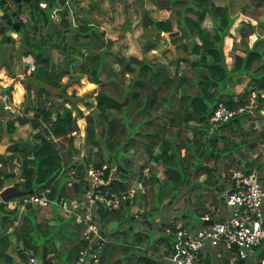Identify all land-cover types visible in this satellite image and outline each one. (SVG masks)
<instances>
[{
	"label": "trees",
	"instance_id": "obj_1",
	"mask_svg": "<svg viewBox=\"0 0 264 264\" xmlns=\"http://www.w3.org/2000/svg\"><path fill=\"white\" fill-rule=\"evenodd\" d=\"M150 1L162 12L177 14L180 31L172 42L183 55L175 57L173 71L157 58L115 54L116 69L105 56L111 54L109 41L105 43L82 18L77 17L72 26L70 15L62 9L59 21L50 20L48 10L54 0H48L46 10L37 0L35 6L29 5L33 20L41 19L43 34L32 28L20 34L34 58L29 78L35 84L33 89L26 87L20 114L5 120V131L11 135L18 125L27 124L30 133L26 138H10L8 153H0V190L8 185L30 192L49 187L51 197L57 193L77 198L87 186L85 167L107 162L116 167L119 189L126 179L140 178L147 192L155 195L148 208L141 202L147 192L110 212L98 208L104 240L98 247L92 243L88 264L94 258L97 264H161L170 250V236L162 231L166 226L174 229L176 219L151 222L157 209L165 214L166 206L183 197L184 224L200 225L199 216L212 215L210 205L217 208L223 202L231 168L264 173V95H259L264 94V22L255 23L245 12L247 8L264 11V0H248L234 13L213 0ZM152 23L158 33L172 30L170 17ZM150 44L145 41L142 47ZM51 48L60 51L57 62ZM181 60L186 65L179 69ZM77 62L79 72L99 85L87 113L76 104L83 97L76 95L72 101V95L61 89L63 75L77 80L72 75ZM251 91L258 93L256 101L262 103L254 112L210 122L218 102L243 105ZM78 133L84 136L81 146L74 141ZM14 160L19 165L17 174L5 167ZM68 167L76 169L72 186L65 185L60 174L61 168ZM5 179L10 183L4 185ZM140 208L147 229L138 227L134 213ZM189 215L195 220L187 222ZM0 224L4 249L0 264L26 260L24 251L36 256L39 264H75L78 251L86 246L84 224L59 210L38 220L37 209L29 204L14 206L6 201L0 205Z\"/></svg>",
	"mask_w": 264,
	"mask_h": 264
},
{
	"label": "built area",
	"instance_id": "obj_2",
	"mask_svg": "<svg viewBox=\"0 0 264 264\" xmlns=\"http://www.w3.org/2000/svg\"><path fill=\"white\" fill-rule=\"evenodd\" d=\"M71 22L76 24L72 11H68ZM58 6L49 11V18L59 19ZM0 81V103L3 110L14 116L21 109L12 107V91L5 89ZM257 92L251 91L248 101L243 105L228 107L218 102L209 116L212 124L224 122L230 117L243 112L252 111L257 103ZM260 96L264 94L259 93ZM83 143V142H82ZM65 185L72 186L77 180L74 167L61 168ZM262 174V173H261ZM260 173L254 170L246 172L242 167H233L229 171V180L224 193V200L214 208V213L200 215L199 219H212L211 223L188 225L177 224L174 229L166 226L162 234L170 236V250L161 264H203L202 258L210 247L216 249V255L225 251L231 259H247L253 255L254 264H264V185ZM84 180L87 186L77 198H66L63 195L51 197L50 188L30 192L7 199L14 206L29 204L32 208L50 207L59 210L64 217L72 218L76 223L84 224L82 237L86 246L78 251L75 264H88L89 250L92 243L98 247L104 240L99 230L98 208L107 212L119 208L122 204H132L136 196L147 192L148 186L140 178L125 180L124 187L119 189L115 184L118 173L114 165L104 162L98 166L89 164L84 169ZM260 176V177H259ZM1 191V190H0ZM0 197V205L4 204ZM226 208V214L220 209ZM18 218V217H17ZM177 221V220H175ZM191 223V222H190ZM95 251H98L96 248ZM26 260L16 259L13 264H39V259L24 251ZM91 264H97L94 260Z\"/></svg>",
	"mask_w": 264,
	"mask_h": 264
},
{
	"label": "rangeland",
	"instance_id": "obj_3",
	"mask_svg": "<svg viewBox=\"0 0 264 264\" xmlns=\"http://www.w3.org/2000/svg\"><path fill=\"white\" fill-rule=\"evenodd\" d=\"M93 1L95 5L92 9L91 14L93 17L92 18L93 23L96 25L95 27L94 26L93 27L97 30L99 29L103 31L104 37L107 38L108 40L109 39L111 40L112 44L110 46V50L118 54H124V55L134 54L138 56H145L147 58H157L160 61L164 62L173 71L175 62L172 60L173 56L170 51L168 50L162 51L164 42H161L162 45H160L158 49L146 51L145 53L142 51L143 48L141 49V45H143L147 35L142 33V30L138 25L137 20L140 17V13L138 12V9H136V7L132 8L131 6L133 1L136 4H139L140 2L139 0H73V2L70 1L72 10L74 11V14L76 15V18H75L76 23H77L76 19L77 17H79L76 11H80L82 7L85 9H89L88 6ZM55 2H58V0H54V4H56ZM149 4L150 3L147 1V5ZM230 5L232 6V4ZM130 6H131V9L129 10ZM46 9L47 7L45 8V10ZM94 9H98V11ZM245 12L248 13L249 15H253L255 18L259 16H260V19L264 18L263 10L256 11V10L250 9ZM93 14H95L96 16H94ZM261 33L264 34V31H261ZM238 37L239 35L237 34V32H235V38L238 39ZM30 64L31 66L33 65V60ZM185 65H186L185 61L181 60L179 63V69H182L183 67H185ZM114 67L118 69L117 64H115ZM74 68L77 70V72L74 74L77 76H80L79 74L80 67H79L78 62L75 64ZM126 74H129V72L127 71ZM100 77L102 78L103 75H101ZM117 78L121 80L120 77H117ZM62 83H63L62 84L63 87L61 89H63L67 94L72 95V98L70 100L76 101L74 98L76 95L83 97L84 101H81V102L77 101L76 104L84 113H87L88 110H90L95 103L94 95L99 89V85L94 82L91 83L85 77L79 79V81H77L75 85L72 84V80H70V78L68 79L66 77L63 78ZM19 93H21V87L17 85L15 88V92H14V96L16 95L15 98H17ZM29 94H30V97L31 96L33 97L34 91L33 93L30 91ZM72 111H73L72 112L73 114H76V111L74 108H72ZM10 117H13V115L8 113L6 110H3L1 107V103H0V145L7 144L8 146L10 142L9 141L10 138L18 139V138H26L29 136L28 134L30 133V128L29 127L27 128V126L25 125L23 126L18 125L16 130L11 135H8L5 131V120ZM255 122L257 123L256 125L259 126V123H258L259 121L256 120ZM81 137H84V136L81 135L80 133L75 134L74 141L76 145L81 146L82 144ZM7 146L5 147V149H3L2 151L3 153L4 152L8 153V151L6 150ZM73 160H77V156L74 157ZM5 167L7 171H13L14 173L16 172L17 174L19 165L14 160V162L12 161V163L8 162ZM254 171L257 174L259 173L257 170H254ZM144 173L147 174L146 169L144 170ZM160 174L161 173L159 172V175ZM7 179L4 180L3 182L4 185L10 183V180H7ZM13 179L15 180L17 179V177L14 176ZM145 196L146 198L142 200L141 202H143V204H146L148 208L152 200H154L155 195L154 194L150 195V193L147 192ZM185 206H186V203L185 201H183V197H181L179 198V200L175 201L172 205L165 207L164 209L165 214L161 215L160 213L161 208L157 209L158 214L155 215L153 219L151 218V222L153 221L155 224H158L161 220L169 222L175 218L177 220L176 222L178 225L182 224L183 220L181 217V213H183ZM136 208L137 207H135V209ZM135 209H133V211ZM213 209H214L213 206L210 205V211H212ZM53 211L54 210H52L50 207L38 208L37 209V219L40 220V219L50 218L53 214ZM55 211L57 212V209ZM140 211H141V208L139 209V212L134 213L136 214V216H138L137 217L138 227L147 229V226L145 225V223L143 222L141 223V218H140L141 216L140 214H138L140 213ZM190 220H195V218L189 215L187 218V222ZM151 227H152V223L150 224V228ZM0 231H2L1 224H0Z\"/></svg>",
	"mask_w": 264,
	"mask_h": 264
},
{
	"label": "crops",
	"instance_id": "obj_4",
	"mask_svg": "<svg viewBox=\"0 0 264 264\" xmlns=\"http://www.w3.org/2000/svg\"><path fill=\"white\" fill-rule=\"evenodd\" d=\"M33 1H34V3H32V4L30 3V1H23L22 2V10L24 12L25 18L28 20L29 26L33 30H35V32L37 34H38L39 30H40V33L43 34V29H41V28H43L44 26L40 27L41 19L37 20L35 22L31 16L30 12H29L30 11L29 5H31L32 7L35 6V0H33ZM70 1L73 2V0H62V3H60V1L55 2L56 4L53 3L51 8H53L54 6H58L59 16H60V11L62 9H66L67 13H68V11L69 12L72 11L74 18H76V15L74 14V11L72 10V6L70 4ZM139 1H140L139 4H136L133 1L131 6H132V8L136 7V9H138V12L140 13V17L137 20L138 25L141 28L142 33L147 35L145 41H149L151 43L150 47H147V48H143L141 45V49L143 48L142 51L145 53L146 51L158 49L160 47V45H162L161 42H164L162 51H166V50L170 51L172 56H173L172 57L173 61H174L175 57H177L178 55H183V53L181 54L180 46L178 44L175 45L174 42H172V40L175 36V33L177 31H180L178 29L179 27L177 26V22H176V16H177L176 12L165 13V12L160 11L150 0H139ZM147 1L150 3L149 5H147ZM213 1L218 5L226 4L232 13H234L240 5L248 3V0H213ZM37 2H38L39 7L43 8V10L47 7L48 0H37ZM230 4H232V6ZM94 5H95V3L93 1L88 6L89 9H91V10L85 9L83 7L80 11L75 10L77 12V15H79V17L82 18L84 20V22L87 23V25L92 26V28H94L96 26L93 23V19H92L93 17L91 14ZM131 6L129 7V10L131 9ZM51 8H50V10H51ZM50 10H48V11H50ZM94 10L98 11V9H94ZM247 10H250V9L247 8L246 11ZM246 14L248 15V17L250 16V18L252 17L251 19H253L255 21V23H256V21L257 22H262V21L264 22V18L260 19V16L255 18L253 15H249L248 13H246ZM68 15H69V13H68ZM93 15L96 16L95 14H93ZM167 17L171 18L172 30L167 31V32L158 33L154 27V24L152 23V19L160 20V19H165ZM59 19H60V17H59ZM59 19H51L50 18V20L53 22H57V21H59ZM71 24H72V26H76V24H73V22H71ZM23 29L24 28H22L18 31L19 35L23 32ZM94 30L99 35V37L105 41V43L107 41H109L107 49L111 52V55L106 54L105 56H106V58H108L109 60L111 59L112 62H114L113 66H115V64H116L115 54H117L119 56H124V57H128L129 55H134V54H129V55L118 54V53L110 50V46L112 44L111 40L110 39L108 40L107 38L104 37L103 31H101L99 29L97 30L95 28H94ZM14 34L11 33L12 37ZM30 35L35 36L34 33H30ZM185 40L186 39L184 38L183 42ZM82 50H84L85 53L88 52V50H86L84 48H82ZM50 54H51L52 59L55 62H57L59 57H60V51L57 48H51ZM139 57H141V56H139ZM33 59L34 58L32 56L31 49L24 46V42H23L21 36H19V44L14 49H11L10 44H0V81L3 83V85H7L8 87H11L12 101H10V103H11L12 107L15 109H21L22 108V106H23L22 103L24 100V93H25L26 87L29 86L30 89H33V86L35 84V83H32L31 79L29 78V72L31 71V68H32L30 63L32 62ZM76 72H77L76 69L74 71H72L73 77L77 76L74 74ZM79 74H80V76H78L77 80L76 79L72 80V84L75 85V83L83 77H85L87 79L86 75L84 73H82L81 71L79 72ZM65 77L69 78L67 75H63L61 77V81ZM27 84H29V85H27ZM17 85L21 87V93H19L17 98H15L16 95L14 96V92H15V88ZM43 86L47 87L48 85H43ZM14 99H16V100H14ZM25 126L28 127L27 124ZM219 211L221 214L222 213L226 214L227 210L224 207V208L220 209ZM195 225H196L195 226L196 228L199 226L197 224H195ZM10 253L13 254V252H10ZM165 255H167V254L164 253L162 256V259L164 258ZM236 260L237 259H231L230 254L225 252V251L222 252L221 256H217L216 255V249L210 247L208 250H206V253H204L201 261L203 264H237ZM254 260L255 259L252 255L249 258L245 259L244 264H254V262H255Z\"/></svg>",
	"mask_w": 264,
	"mask_h": 264
},
{
	"label": "water",
	"instance_id": "obj_5",
	"mask_svg": "<svg viewBox=\"0 0 264 264\" xmlns=\"http://www.w3.org/2000/svg\"><path fill=\"white\" fill-rule=\"evenodd\" d=\"M30 1L34 3L33 0H0V44H10L11 49H14L19 44V33L21 28L29 30L28 20L25 18L24 12L22 10V2ZM11 33H15L12 37ZM262 103L257 102L253 107L252 112H254ZM81 141H84V137H81ZM11 141L9 142V144ZM7 144L0 145V153H3V149ZM30 190L16 189L12 185H8L1 189L0 197L3 201H6L10 197L18 196L22 194L30 193ZM212 219L203 220L202 224L211 223ZM96 245V244H95ZM4 249L0 247V253Z\"/></svg>",
	"mask_w": 264,
	"mask_h": 264
}]
</instances>
